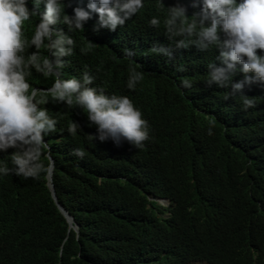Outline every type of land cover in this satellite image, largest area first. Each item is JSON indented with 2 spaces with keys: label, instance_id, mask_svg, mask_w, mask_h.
I'll use <instances>...</instances> for the list:
<instances>
[{
  "label": "trees",
  "instance_id": "obj_1",
  "mask_svg": "<svg viewBox=\"0 0 264 264\" xmlns=\"http://www.w3.org/2000/svg\"><path fill=\"white\" fill-rule=\"evenodd\" d=\"M169 2L148 0L153 10L146 3L142 9L144 23L159 17L155 31L160 35ZM64 3L70 15L74 0ZM43 9L41 4L39 10ZM37 20L34 16L24 24L28 41ZM93 26L68 33L67 25H58L76 41L61 75L67 79L90 71L97 84L107 87L106 78L112 92L132 99L150 126L166 134L174 151L173 188L166 192L138 188L137 177L147 173L154 161H171L167 153L150 148L125 153L110 144L94 151L88 135H95L96 128L89 126L86 114L47 96L49 102L41 107L59 123L57 132L45 137L50 150L43 149L41 160L50 164L47 154L53 160L55 195L78 225V237L52 199L47 174L38 179L0 174V242L4 229L18 234L12 253L16 264H118V260L120 264H264V166L248 164L246 152L252 148L240 106L225 99L223 90H206L198 96L200 91L182 86L185 79L199 81L203 62L188 65L193 72L178 71L174 65L165 72L147 73L112 49L113 41L95 34ZM33 51H37L34 46L26 47L24 54ZM38 51L42 59L48 55L46 47ZM133 67L144 79L130 90L126 83ZM27 79L40 100L47 93L41 90L49 89L55 77L33 69ZM72 121L80 124L82 132L66 131ZM75 148L84 150L83 158L72 154ZM204 150L215 156L220 173L195 182L201 176L194 175L192 160ZM13 151L0 152V163L12 167ZM147 196L169 198L170 217ZM95 229L101 237L111 233L117 240L118 258L109 240L99 249L91 245L87 233Z\"/></svg>",
  "mask_w": 264,
  "mask_h": 264
},
{
  "label": "clouds",
  "instance_id": "obj_2",
  "mask_svg": "<svg viewBox=\"0 0 264 264\" xmlns=\"http://www.w3.org/2000/svg\"><path fill=\"white\" fill-rule=\"evenodd\" d=\"M169 1L165 4L164 35H160L155 31L159 17H149L144 23L142 9L145 5L152 9L148 0H74L70 15L65 12L64 0H0V152L14 149L12 167L0 163V174L38 179L41 174L48 176L51 172L52 178L51 165L41 160L43 149L50 150L45 137L57 132L59 123L47 108L41 107L49 102L47 96H50L57 103L79 107L86 114L89 126L96 128L95 135H88L94 151L102 144H110L125 153L146 148L167 153L171 161H154L147 173L137 177L138 188L160 192L173 188L170 168L174 151L166 134L150 126L132 99L112 92L106 78L107 87L97 84L96 76L87 70L81 77H62L68 63L66 58L74 54L76 45L68 33L82 32L88 24L94 25L95 34L113 41L112 49L147 73L165 72L174 65H178V71L193 72L187 66L195 61L203 62L199 81L185 79L182 86L200 91L198 96L206 90L225 91L224 98L240 106L246 117L244 125L252 148L246 152L248 164L264 166V0ZM161 3L164 4L163 0ZM41 4L43 11L39 10ZM34 16L38 20L28 41L23 28ZM60 24L67 25L68 33L58 27ZM33 46L37 51L25 55L26 47ZM42 47L48 53L43 59L38 51ZM173 61L176 63L168 65ZM33 69L44 77H55L49 89L41 90L47 93L40 100L27 79ZM143 79V73L133 67L126 87L134 90ZM66 131L72 135L82 132L75 121ZM208 131L212 134L211 128ZM72 154L83 158L85 152L75 148ZM192 169L194 175L201 176L199 180L194 178L195 182L207 178L209 173H220L215 156L207 150L195 153ZM147 201L170 217L169 198L147 196ZM69 229L78 237L79 227L73 218ZM2 234L0 262L16 264L12 253L18 234L6 229ZM87 236L96 249L111 241L118 258V242L111 233L101 237V231L95 229Z\"/></svg>",
  "mask_w": 264,
  "mask_h": 264
},
{
  "label": "water",
  "instance_id": "obj_3",
  "mask_svg": "<svg viewBox=\"0 0 264 264\" xmlns=\"http://www.w3.org/2000/svg\"><path fill=\"white\" fill-rule=\"evenodd\" d=\"M47 157H48V159H49V161H50L51 171H52V168H53V165H52L53 160H52V158H51L49 155H47ZM47 178H48V188H49V190H50V192H51L52 199L54 200L55 205L57 206V208L59 209V211L61 212V214L65 217V219L67 220L69 226L71 227V226H72V218H71L70 215L64 210V208L59 204V202H58V200H57V197H56V195H55L54 187H53V185H52L51 172H50V174H48Z\"/></svg>",
  "mask_w": 264,
  "mask_h": 264
}]
</instances>
